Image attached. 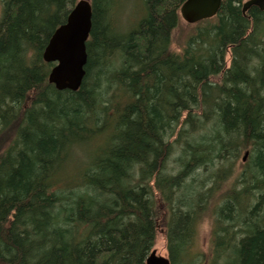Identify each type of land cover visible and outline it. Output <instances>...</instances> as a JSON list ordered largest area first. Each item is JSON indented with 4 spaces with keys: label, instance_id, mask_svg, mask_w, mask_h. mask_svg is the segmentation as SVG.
Masks as SVG:
<instances>
[{
    "label": "trees",
    "instance_id": "obj_1",
    "mask_svg": "<svg viewBox=\"0 0 264 264\" xmlns=\"http://www.w3.org/2000/svg\"><path fill=\"white\" fill-rule=\"evenodd\" d=\"M121 1L90 0L77 92L48 83L43 53L78 0L1 1L0 264H147L160 229L170 264H264V12L223 0L178 53L187 0H144L126 31Z\"/></svg>",
    "mask_w": 264,
    "mask_h": 264
},
{
    "label": "water",
    "instance_id": "obj_2",
    "mask_svg": "<svg viewBox=\"0 0 264 264\" xmlns=\"http://www.w3.org/2000/svg\"><path fill=\"white\" fill-rule=\"evenodd\" d=\"M223 0H187L180 9L181 19L188 25H197L212 19L221 10ZM256 7L264 12V0H249L243 5V14ZM93 27L90 1L80 0L71 9L66 22L52 35L43 53L45 63L53 64L48 83L59 92H77L83 85L88 63L87 42ZM245 153L243 162H246ZM147 264H170L168 258L158 257L152 251Z\"/></svg>",
    "mask_w": 264,
    "mask_h": 264
},
{
    "label": "rangeland",
    "instance_id": "obj_3",
    "mask_svg": "<svg viewBox=\"0 0 264 264\" xmlns=\"http://www.w3.org/2000/svg\"><path fill=\"white\" fill-rule=\"evenodd\" d=\"M2 0H0V17L2 12ZM80 1V0H78ZM90 1V0H88ZM249 0H245L243 5ZM144 0H125L121 1L119 5H117L113 9V17L114 24L117 26L119 30L126 31L133 28L138 21L142 18L144 14ZM195 25H188L182 19L178 28L174 31L173 34V42L172 49L178 53H180L185 44L186 38L189 34L194 30ZM231 57L230 55L227 57V64L229 66ZM105 136L100 138L101 140H105ZM93 141L89 144V146L75 148L69 156L67 161L66 175L74 176L86 163L90 160V155L94 152L95 148H97L103 141ZM244 154L242 155L243 158ZM243 161L240 160L239 165L242 164ZM227 187L231 184V181H227ZM213 238V219L209 214H207L206 218L202 220L198 226L197 238H196V253H206L209 254L211 251V242ZM152 251H156L158 257L168 258V250L165 232L163 229H160L156 238L155 246ZM151 251V252H152ZM206 264V263H200Z\"/></svg>",
    "mask_w": 264,
    "mask_h": 264
},
{
    "label": "bare ground",
    "instance_id": "obj_4",
    "mask_svg": "<svg viewBox=\"0 0 264 264\" xmlns=\"http://www.w3.org/2000/svg\"><path fill=\"white\" fill-rule=\"evenodd\" d=\"M255 180V179H254Z\"/></svg>",
    "mask_w": 264,
    "mask_h": 264
}]
</instances>
